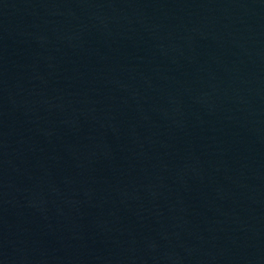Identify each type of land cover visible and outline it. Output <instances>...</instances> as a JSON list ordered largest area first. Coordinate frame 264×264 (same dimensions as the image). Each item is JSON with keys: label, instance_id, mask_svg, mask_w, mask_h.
<instances>
[{"label": "water", "instance_id": "1", "mask_svg": "<svg viewBox=\"0 0 264 264\" xmlns=\"http://www.w3.org/2000/svg\"><path fill=\"white\" fill-rule=\"evenodd\" d=\"M0 264H264V0H0Z\"/></svg>", "mask_w": 264, "mask_h": 264}]
</instances>
